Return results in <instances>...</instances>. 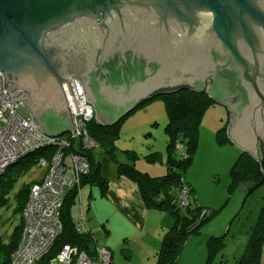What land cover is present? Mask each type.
<instances>
[{
	"label": "water",
	"instance_id": "obj_1",
	"mask_svg": "<svg viewBox=\"0 0 264 264\" xmlns=\"http://www.w3.org/2000/svg\"><path fill=\"white\" fill-rule=\"evenodd\" d=\"M0 73L50 137L74 128L64 85L80 111L69 78L103 126L176 89L204 93L264 178V0H0Z\"/></svg>",
	"mask_w": 264,
	"mask_h": 264
},
{
	"label": "trees",
	"instance_id": "obj_2",
	"mask_svg": "<svg viewBox=\"0 0 264 264\" xmlns=\"http://www.w3.org/2000/svg\"><path fill=\"white\" fill-rule=\"evenodd\" d=\"M159 97L163 100L167 123L164 128L166 140L167 172L162 177H151L140 172L134 166L137 155L132 151H124V154L131 161V164L117 162L115 151L116 141L120 137L121 125L126 116L111 126H103L91 120L87 124V132L95 140L100 149L107 157L118 164V173L121 176L133 181L139 190L143 203L147 209L167 213L173 220V224L162 237L159 252L156 255L155 264H177V259L185 242L196 235L201 227L215 217L216 212L210 208L195 206L190 199L193 189L185 182L184 172L191 166L193 156L198 147V131L203 116L207 109L215 103L204 93H194L189 89L180 88L172 93L162 94ZM144 104V103H143ZM143 104L139 105L140 108ZM136 108V109H137ZM134 111V110H133ZM228 123V122H227ZM227 123L217 131L216 140L218 143L227 142ZM180 143L182 149H177L176 144ZM95 148V149H97ZM95 149L85 153L89 163V174L82 178L81 188L86 185L98 187L101 195L107 191V182L101 176L100 163L95 159ZM54 151L53 148H44L28 155L9 167L0 176V207L4 205V192L8 191L9 185L17 178L29 164L37 163L41 156L48 157ZM182 151V158H177V152ZM19 164V165H18ZM22 164V165H21ZM21 167L18 168V166ZM231 190L236 184L246 187L250 194L257 187L264 184L260 167L245 153H240L230 170ZM262 180V182H261ZM261 182V183H260ZM260 183V185H259ZM30 188V187H29ZM28 192L18 197L15 212L20 215L19 224L14 227L9 241L4 243L0 237V264H11V254L16 248L22 233V209L27 202ZM183 188L188 190L187 204L181 207L179 194ZM75 203V192H69L64 198L60 210L62 232L56 238L52 249L35 264H48L64 245L78 247L81 251L91 249L93 236L82 235L76 232L75 223L71 217L72 207ZM179 203V204H178ZM225 246V235L220 237H209L206 242L205 264H217V255ZM264 246V205L261 207L255 226L250 230L244 252L236 264H260V255Z\"/></svg>",
	"mask_w": 264,
	"mask_h": 264
},
{
	"label": "built area",
	"instance_id": "obj_3",
	"mask_svg": "<svg viewBox=\"0 0 264 264\" xmlns=\"http://www.w3.org/2000/svg\"><path fill=\"white\" fill-rule=\"evenodd\" d=\"M79 112H76L66 85L64 91L73 118L74 128L67 133L50 137L42 133L29 116H22L24 95L9 92V82L0 73V176L18 161L44 148L54 151L37 162L45 168L40 182L31 184L26 204L22 209V233L10 256L11 264H35L52 249L62 231L60 210L69 192H75L77 204L75 230L88 235L81 207V180L89 174L85 153L98 147L87 132V124L94 119L92 106L86 102L81 82L69 78ZM13 97V98H12ZM177 149H182L180 143ZM188 190L179 194L181 207L187 204ZM48 264H113L111 251L92 241L89 252L76 246L64 245Z\"/></svg>",
	"mask_w": 264,
	"mask_h": 264
},
{
	"label": "rangeland",
	"instance_id": "obj_4",
	"mask_svg": "<svg viewBox=\"0 0 264 264\" xmlns=\"http://www.w3.org/2000/svg\"><path fill=\"white\" fill-rule=\"evenodd\" d=\"M225 111L219 105L207 109L198 131L197 151L191 166L183 174L186 183L192 185L194 190L190 199H197L200 207L212 209L216 212V216L185 242L177 264H205L207 239L223 235H225V246L217 255L216 263L236 264L233 263L232 256L240 252L242 237L247 236L245 232L250 226H255L258 215L255 218L254 216L261 208L260 203L264 202V184L250 194L240 183L229 189L232 180L230 170L242 151L229 140L222 143L216 140L217 131L226 123ZM19 112L24 117L28 116L23 109ZM166 123L163 100L159 96L154 97L126 116L121 125L122 130L116 141V147H135L138 152H146L149 143H155L158 147L166 148L167 138L164 132ZM177 154V158H182V151ZM116 155L121 157V160L127 159L119 149ZM44 172V167L38 162H33L14 179L8 191L4 192L5 203L0 207V237L4 243L9 241L14 227L19 224L20 215L15 212L18 197L28 192L31 184L40 182ZM88 189L82 187V193L84 194ZM83 202L85 204V200ZM167 217L173 224L172 218ZM248 237L249 234L247 240ZM239 258L240 256L238 260Z\"/></svg>",
	"mask_w": 264,
	"mask_h": 264
},
{
	"label": "crops",
	"instance_id": "obj_5",
	"mask_svg": "<svg viewBox=\"0 0 264 264\" xmlns=\"http://www.w3.org/2000/svg\"><path fill=\"white\" fill-rule=\"evenodd\" d=\"M225 112L227 123L229 116L227 110ZM118 149L122 153L124 151L136 153L139 159L135 160L133 164L140 172L151 177H162L167 172V156L164 147L149 143L146 152H138L135 147H117L116 151ZM126 158L128 159L127 156ZM95 159L100 163V173L107 182V191L105 195H101L95 185L84 186L89 188L84 194L81 190V207L87 229L98 246L106 247L111 251L113 264H155L162 237L172 225L167 217L169 215L165 212L147 209L137 185L128 178L119 175L118 164L98 148L95 149ZM116 159L119 163L131 164L129 159L121 160V157H117V155ZM188 185L193 189L192 185ZM242 186L246 189L244 185ZM192 202L195 206H200L197 199L192 198ZM260 204L262 207L264 202ZM260 209L257 210L254 218L259 214ZM76 211L75 201L71 211V217L75 224ZM251 227L245 232L247 236ZM247 236L242 237L240 252L232 256L233 263H237L238 257L242 256ZM259 261L260 264H264V246Z\"/></svg>",
	"mask_w": 264,
	"mask_h": 264
},
{
	"label": "bare ground",
	"instance_id": "obj_6",
	"mask_svg": "<svg viewBox=\"0 0 264 264\" xmlns=\"http://www.w3.org/2000/svg\"><path fill=\"white\" fill-rule=\"evenodd\" d=\"M27 157V156H26Z\"/></svg>",
	"mask_w": 264,
	"mask_h": 264
}]
</instances>
